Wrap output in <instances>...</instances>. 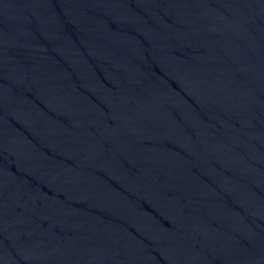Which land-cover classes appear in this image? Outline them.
Instances as JSON below:
<instances>
[{
    "label": "water",
    "instance_id": "water-1",
    "mask_svg": "<svg viewBox=\"0 0 264 264\" xmlns=\"http://www.w3.org/2000/svg\"><path fill=\"white\" fill-rule=\"evenodd\" d=\"M0 264H264V109L0 0Z\"/></svg>",
    "mask_w": 264,
    "mask_h": 264
}]
</instances>
